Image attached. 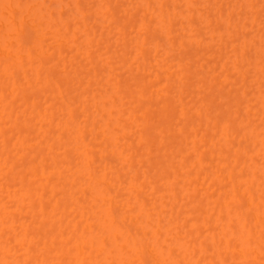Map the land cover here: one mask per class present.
Wrapping results in <instances>:
<instances>
[{
    "label": "bare ground",
    "instance_id": "1",
    "mask_svg": "<svg viewBox=\"0 0 264 264\" xmlns=\"http://www.w3.org/2000/svg\"><path fill=\"white\" fill-rule=\"evenodd\" d=\"M0 264H264V0H0Z\"/></svg>",
    "mask_w": 264,
    "mask_h": 264
}]
</instances>
